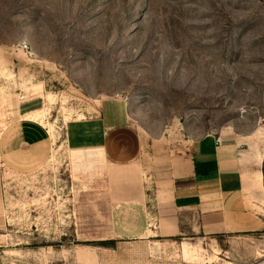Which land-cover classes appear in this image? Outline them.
I'll use <instances>...</instances> for the list:
<instances>
[{
    "label": "rangeland",
    "instance_id": "374dc122",
    "mask_svg": "<svg viewBox=\"0 0 264 264\" xmlns=\"http://www.w3.org/2000/svg\"><path fill=\"white\" fill-rule=\"evenodd\" d=\"M34 109L41 144L0 157V264H264V224L205 235L158 197L238 136L264 222V0H0L2 149Z\"/></svg>",
    "mask_w": 264,
    "mask_h": 264
},
{
    "label": "crops",
    "instance_id": "0c3cea01",
    "mask_svg": "<svg viewBox=\"0 0 264 264\" xmlns=\"http://www.w3.org/2000/svg\"><path fill=\"white\" fill-rule=\"evenodd\" d=\"M36 110L23 112L25 119L31 118ZM21 120L17 127L18 139L20 146H25L20 149H2L3 146H0V151L18 152L1 155L5 160H12V156L21 157L20 151H35L42 142L43 131L30 122V119ZM219 137L217 141L206 135L195 142L192 148H186L183 155L174 158L170 178L161 180L165 189L160 190L158 197L165 191L170 205L193 210L197 219V230L205 235L229 232L249 235L259 231L264 224L246 206L245 201V192L255 196L259 174L258 171L255 174L248 171L245 164L247 155L244 153L243 144L238 142V136L225 139ZM143 140L144 137L141 136L142 143ZM135 157L131 156L124 164L133 166ZM259 171L261 172L260 169ZM125 178L123 180L128 179Z\"/></svg>",
    "mask_w": 264,
    "mask_h": 264
},
{
    "label": "built area",
    "instance_id": "2783aa9c",
    "mask_svg": "<svg viewBox=\"0 0 264 264\" xmlns=\"http://www.w3.org/2000/svg\"><path fill=\"white\" fill-rule=\"evenodd\" d=\"M21 49L24 50V51H27L28 50V46L26 44H22L21 45ZM23 96H20V99H22ZM217 141H219V139H217Z\"/></svg>",
    "mask_w": 264,
    "mask_h": 264
}]
</instances>
